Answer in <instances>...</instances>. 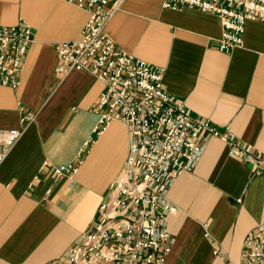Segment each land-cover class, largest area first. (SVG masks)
<instances>
[{
    "label": "crops",
    "instance_id": "obj_1",
    "mask_svg": "<svg viewBox=\"0 0 264 264\" xmlns=\"http://www.w3.org/2000/svg\"><path fill=\"white\" fill-rule=\"evenodd\" d=\"M20 18L33 41L19 84H0V129L31 119L0 161V264H64L125 166L128 125L113 120L98 132L103 83L85 71L54 72L55 43L81 37L86 10L67 0H0V24ZM105 32L121 50L163 67L165 90L191 113L264 152V22L245 21L243 45L223 51L215 14L123 0ZM67 164L76 170L55 175ZM165 196L176 207L165 221L174 238L169 264H239L244 236L264 225V174L219 137L204 142L193 169L181 171Z\"/></svg>",
    "mask_w": 264,
    "mask_h": 264
},
{
    "label": "built area",
    "instance_id": "obj_2",
    "mask_svg": "<svg viewBox=\"0 0 264 264\" xmlns=\"http://www.w3.org/2000/svg\"><path fill=\"white\" fill-rule=\"evenodd\" d=\"M67 1L86 10L88 18L79 39L55 43L54 72L85 71L103 83L94 105L98 132L113 120L126 123L129 151L96 219L69 248L64 264H169L174 238L165 221L176 207L167 200L165 190L181 171L193 169L204 142L209 137L224 140L229 154L249 163L254 174H264V152L235 142L227 125L221 132L208 119L191 113L165 90L163 67L115 45L105 25L123 0ZM162 6L215 14L221 25L217 47L223 51L243 45L245 21L264 22V0H162ZM32 41V28L23 19L13 25L0 24L1 85L19 84L18 74ZM30 119L31 115L21 116V124ZM22 125L0 129V161L21 136ZM75 170L72 164L59 165L54 173ZM239 264H264V225L244 236Z\"/></svg>",
    "mask_w": 264,
    "mask_h": 264
},
{
    "label": "bare ground",
    "instance_id": "obj_3",
    "mask_svg": "<svg viewBox=\"0 0 264 264\" xmlns=\"http://www.w3.org/2000/svg\"><path fill=\"white\" fill-rule=\"evenodd\" d=\"M149 63V62H148Z\"/></svg>",
    "mask_w": 264,
    "mask_h": 264
}]
</instances>
